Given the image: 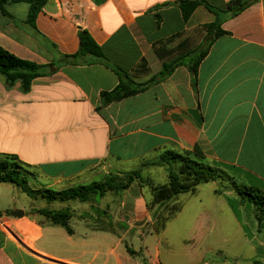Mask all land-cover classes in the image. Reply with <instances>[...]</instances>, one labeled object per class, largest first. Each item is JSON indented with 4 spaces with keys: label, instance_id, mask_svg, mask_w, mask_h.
<instances>
[{
    "label": "crops",
    "instance_id": "0c3cea01",
    "mask_svg": "<svg viewBox=\"0 0 264 264\" xmlns=\"http://www.w3.org/2000/svg\"><path fill=\"white\" fill-rule=\"evenodd\" d=\"M175 1L47 0L36 19L37 31L26 24L28 4L9 3L7 14L0 10V47L23 60L59 67L36 78L27 93L20 83L7 88L0 75V160L16 158L27 169L28 187L36 200L47 203L31 209L73 213L69 234L39 213L23 210L25 216L17 218L6 216L10 209L2 211L0 219L7 218L14 236L0 223V264H152L130 243V234L155 229L148 189L133 183L123 194L105 195L101 202L106 206L112 195L120 199L113 198L110 205L113 225L108 228L84 217L93 208L90 204L80 212L68 202H85L48 201L40 192H61L103 181L109 174L148 169L145 165L166 151L192 152L197 147L211 165L237 168L244 184L264 194V0L223 23L227 34L200 64L196 87L189 70L180 66L146 92L100 108L101 93L119 83L116 73L94 62L64 65L63 56L79 51V32L86 30L113 64L137 78L145 62L149 75L144 81L149 80L163 65L155 46L164 49L173 43L167 40L182 34L176 46L188 41L186 49H196L206 35L202 27L217 18L200 5L185 21ZM204 1L226 10L232 0ZM5 185L22 190L0 182ZM203 185L207 191L201 190ZM203 185L192 196L196 202L206 196L229 209L227 200L235 199L230 193H216L217 183ZM183 198L174 203L182 204ZM55 202L61 203L58 209L51 207ZM238 229L247 238L239 221ZM255 232L264 247L262 232Z\"/></svg>",
    "mask_w": 264,
    "mask_h": 264
},
{
    "label": "rangeland",
    "instance_id": "374dc122",
    "mask_svg": "<svg viewBox=\"0 0 264 264\" xmlns=\"http://www.w3.org/2000/svg\"><path fill=\"white\" fill-rule=\"evenodd\" d=\"M201 34L194 36L193 45L199 42ZM178 42L166 44L164 49L162 48L160 53L166 56L164 60H169L177 53L176 45ZM169 51L173 53L168 56L167 53ZM159 59L164 61L161 58ZM147 71L148 74L146 73ZM137 75L138 81H144L149 75V68L146 67V70L140 69ZM176 153L193 158V155H190V151ZM153 159L150 161L151 164L149 166L145 165L148 169L136 168L134 171L124 175L109 174L103 181H100L106 185V188L108 187L105 195L108 193L123 194L130 189L133 183L138 184L136 188L139 190L142 188L148 189L151 198L149 205L151 204L154 225L156 224L155 216H168V209L174 204L177 206L178 203H174V201L183 195L184 198L181 205L184 208L183 210L181 209L182 212L176 214L175 218L167 223L163 231L157 233L155 229L148 230L145 228L135 234H130V243L135 247L138 255L150 261L160 260L162 264H264V247L259 245L260 240L257 239L258 235L255 232V230L262 232L261 237L264 240V211L261 210L259 204L242 196L241 187L244 183L239 176L226 168L224 170L215 166L221 169L219 170L221 174L223 171L225 172V177L223 178L222 175V177L215 178L214 181L209 182L218 184L216 193L222 194L225 191L235 198L230 201L227 200L229 209L226 208V205L222 208L219 201L212 202L211 198H206V196L203 197L202 203L196 202L190 193L180 194L176 199H172L162 205H152L154 199L153 187L169 184L170 173L178 175L179 170L183 166L180 163L169 165L166 162H162L160 154ZM201 162L205 165L211 164L205 160H201ZM24 169L27 170L26 168ZM31 183L34 182L32 181ZM8 187L9 185L0 187V212L7 211V209L12 210L6 213L7 217H13L12 212L16 209L25 210L27 214L37 213L42 209H31L34 205L43 207L47 204L41 199L36 200V195L30 188L31 194L25 193L20 189L15 192L14 190H9ZM202 188L201 190L207 191L209 187L203 185ZM103 197L96 199L92 195L89 196V200L85 203L78 201H70L68 203L72 206L80 207V212L90 204L94 209L92 208L91 211L89 210L90 207H88L84 217L92 219L102 228H108L113 225L110 220V205L115 204L113 198H116L118 203L120 199L118 196L112 195L110 198L112 202H109V206H106L101 202ZM59 205L61 203L55 202L51 204V207L52 209H58ZM65 210H68L73 217L70 209ZM238 221L245 226L247 238H244L243 233L238 229ZM8 222L7 218L6 220L0 219L6 234L11 237L14 236V233L7 224ZM74 222L76 223L75 220Z\"/></svg>",
    "mask_w": 264,
    "mask_h": 264
},
{
    "label": "trees",
    "instance_id": "16d2710c",
    "mask_svg": "<svg viewBox=\"0 0 264 264\" xmlns=\"http://www.w3.org/2000/svg\"><path fill=\"white\" fill-rule=\"evenodd\" d=\"M258 1L259 0H232L226 10H221L213 8L204 0H176L174 4L181 9L185 21L190 19L195 9L200 5H205L211 12H213L217 16L216 21L202 27V30L206 32V35L202 44L196 49H186L188 44L187 41L177 46V53L174 56H172L169 60H164L166 56L160 53L162 47L155 46V53L164 61L161 71L147 81L140 82L138 81L135 73L127 72L113 64L105 55L102 48L95 42L86 30H81L79 32V51L74 55L63 56L65 61L64 65L69 63L84 64L94 62L104 65L116 73L119 83L113 90L101 93L100 108L107 107L113 103L121 102L127 98L146 92L151 87L168 79L180 66H185L189 70L193 86L196 87L198 83V71L200 64L209 54V51L214 43L219 38L227 34V32L222 29L223 23L228 19L238 16ZM9 3L28 4L29 14L26 24L37 31L36 19L43 7L46 5L47 0H0V10L7 14L5 6ZM181 36L182 34H179L167 40L166 43L174 42L176 38ZM171 53L173 52L169 51L167 55L169 56ZM144 63L145 62L142 63L140 69L145 67ZM58 68L59 67L55 64L40 65L23 60L0 47V75L5 78L7 88H13L20 83L21 91L27 93L30 91L32 82L36 78L53 74ZM190 155H193V158L188 157V155H181L174 151H166L161 154L162 162H166L169 165L180 163L183 166L179 170L178 175L170 173L169 184L160 187H153L152 192L154 199L152 205L165 204L172 199H176L183 193L195 195L201 184L214 181L215 178H220L222 175L223 178L225 177V172L223 171L221 174V171H219L221 169H218L211 164L205 165L201 162V160H207L197 147L194 151L190 152ZM225 168L235 175L241 173L240 170L233 166L226 165ZM27 173V170H25L24 167L17 162L16 158L7 157L4 160H0V182L15 185L31 194L32 192L27 184ZM241 189L243 197L253 200L255 203L259 204L261 210L264 211V194L262 191L246 184L242 185ZM107 191L108 187L106 188L105 184L101 182H94L90 185L70 188L61 192L44 190L40 192V194H42L43 198H46L48 201L79 200L81 202H87L89 200V196L93 195L97 199L99 197H103ZM149 207L152 209L151 204ZM181 209V204H177V206L174 204L170 207V209H168V216H155V231L157 233L163 231L166 228L167 223L172 221ZM37 213L45 216L53 224L63 226L69 234H73V230L70 226L72 216L68 210L52 211L42 209ZM0 216H2L1 212ZM128 251L130 254L135 253L130 249Z\"/></svg>",
    "mask_w": 264,
    "mask_h": 264
},
{
    "label": "water",
    "instance_id": "95a60500",
    "mask_svg": "<svg viewBox=\"0 0 264 264\" xmlns=\"http://www.w3.org/2000/svg\"><path fill=\"white\" fill-rule=\"evenodd\" d=\"M12 216L17 217V218H22L25 216V212L22 210H15L12 212Z\"/></svg>",
    "mask_w": 264,
    "mask_h": 264
},
{
    "label": "built area",
    "instance_id": "2783aa9c",
    "mask_svg": "<svg viewBox=\"0 0 264 264\" xmlns=\"http://www.w3.org/2000/svg\"><path fill=\"white\" fill-rule=\"evenodd\" d=\"M152 264H162L161 263V261L160 260H155V261H153V263Z\"/></svg>",
    "mask_w": 264,
    "mask_h": 264
}]
</instances>
